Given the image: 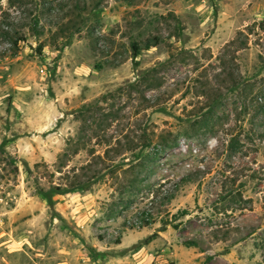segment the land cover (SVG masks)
Listing matches in <instances>:
<instances>
[{
    "label": "rangeland",
    "instance_id": "obj_1",
    "mask_svg": "<svg viewBox=\"0 0 264 264\" xmlns=\"http://www.w3.org/2000/svg\"><path fill=\"white\" fill-rule=\"evenodd\" d=\"M0 21L25 36H0V264H264V0H0ZM150 67L145 99L115 92Z\"/></svg>",
    "mask_w": 264,
    "mask_h": 264
},
{
    "label": "trees",
    "instance_id": "obj_2",
    "mask_svg": "<svg viewBox=\"0 0 264 264\" xmlns=\"http://www.w3.org/2000/svg\"><path fill=\"white\" fill-rule=\"evenodd\" d=\"M33 21H34L33 24L36 25V23L38 22L37 17L34 18ZM0 36L2 38L8 39L13 48H17L18 43L22 40H25V36L23 34H19L18 32L11 30V23L4 22V21H0ZM160 42H161V38L158 35H152V36H149L148 38H146L144 40L143 46L145 48H149L151 46L157 45ZM131 48H132L133 61L135 64H137L138 62L136 60V57L139 55L141 47L137 42H132ZM35 50L39 55L42 54L41 46H37L35 48ZM156 76H157L156 75V68L150 67V68L142 71L134 81L127 83L123 87H121V86L118 87L115 92L118 93V95L127 94L128 96L131 95L132 92H137V93H140V95L143 99H145L144 92H143L144 90L152 88V85H154V86L160 85L156 82L157 81ZM114 96H115L114 93H110V92L105 93V94H102L97 99H95L93 102L86 103V104H83L81 106V108L79 109L80 116H82V120H83V125L81 127L82 128L81 131L86 132V131L90 130L96 136H100V134L97 133V130L102 132L106 128H108L109 121L111 119L110 117L114 118L115 117L114 115L117 113V111L112 107L113 104L110 103L108 100L110 98H115ZM215 99L216 98L213 97V99L211 100V102L209 104V107H212L214 105V103L216 101ZM146 100L148 101V106L156 105V102L154 100H152L150 98H147ZM107 101H108V104L110 103V106L109 105H105V106L101 105L105 102H106L105 104H107ZM157 107H160V106H157ZM104 108H108L109 112H103L102 110ZM158 110H163V108L162 107L158 108ZM196 123H199V120H196ZM103 139H104V142L106 144H110V139H108V138H103ZM100 141H101V139H99V142ZM82 145L84 147L85 144H82ZM1 146L2 145L0 143V148H2ZM111 147L112 146H110V148ZM132 148L133 147H130L128 149H132ZM13 169L17 170L18 167L16 165H14ZM77 175L78 174L75 173L73 175L74 179L72 178V180H71V178H70L69 188L60 189V187H56V190L71 191V190L87 189L88 186L85 185V180L82 181L81 178ZM189 178H190V173L183 176L184 180H188ZM39 194L41 195V197H43V199H45L48 202V204L53 203L51 196H49L47 194V190L39 189ZM178 213L180 215H184V214L188 213V210L184 208V209L178 210ZM135 218L137 219L136 226L140 227V228L149 226L152 223V217L150 216V214L147 210H142L141 212L137 213ZM132 227H135V226H131V228ZM116 242L117 243L120 242L119 238H117ZM184 244L186 246L194 245V243H189V242L184 243Z\"/></svg>",
    "mask_w": 264,
    "mask_h": 264
},
{
    "label": "built area",
    "instance_id": "obj_3",
    "mask_svg": "<svg viewBox=\"0 0 264 264\" xmlns=\"http://www.w3.org/2000/svg\"><path fill=\"white\" fill-rule=\"evenodd\" d=\"M160 258H161V255H159V256L156 257V258H154V256H153V258H152L150 264H170V263H168L166 260H162V259H160Z\"/></svg>",
    "mask_w": 264,
    "mask_h": 264
}]
</instances>
